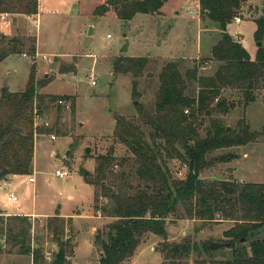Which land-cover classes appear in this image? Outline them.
Segmentation results:
<instances>
[{
  "label": "rangeland",
  "instance_id": "obj_1",
  "mask_svg": "<svg viewBox=\"0 0 264 264\" xmlns=\"http://www.w3.org/2000/svg\"><path fill=\"white\" fill-rule=\"evenodd\" d=\"M105 1L39 0L36 15L0 13V57L12 47L19 50L0 61V99L3 88L10 92L24 91L35 64L36 79L48 82L39 88L43 101H35V121L37 126L51 130L36 136L30 174L0 179V212L8 214L5 218L26 214L32 221L25 243L26 248L30 247L29 254L20 253V245L9 242L7 232L0 233V264H33L32 252L37 249L44 255L39 264H50L59 249L48 227L49 217L56 214L74 216L65 224L61 235L62 240H70L74 247L73 264H99L100 249L94 243L95 235L114 218L101 208L110 204L102 188L86 183L80 170L86 168L93 172L98 155L106 154L114 146L119 161L109 170L107 186L127 192L144 188L146 181L137 171L139 163L125 144L114 141L115 115L134 121L149 139L153 128L143 122L138 106L154 113L164 65L176 62L186 79L187 72L196 66L200 75H213L220 65L212 58V49L222 38V32L217 23L202 16L199 0H168L158 12L138 13L129 20L120 19L114 8L104 15L96 14L95 9ZM262 5L263 0H248L238 13L241 23L233 19L228 26V32L237 35L233 37H244V46L252 59L256 58L257 51L255 20L262 15ZM6 13L8 17L3 19L2 14ZM91 24L94 30L90 35ZM125 33L130 46L128 52L121 53ZM34 46L37 52L33 57ZM122 55L146 57L148 63L140 73L118 74L114 64ZM134 82H137V93L133 90ZM197 90V83L189 81L187 93L193 95ZM53 96L60 98L52 100ZM223 96L235 106L227 113L216 111L212 118L220 119L229 131L236 132L244 120L260 136L244 145L215 150L212 157L232 153L237 158L205 169L200 177L206 184L212 181L264 183V83L255 89L252 102H247L244 92L237 88L224 90ZM38 109L42 110L41 115L36 114ZM210 121V117H200L202 137L210 128ZM122 159L125 161L120 163ZM165 161L175 179L186 178L185 162L169 156H165ZM57 170L68 175L60 177ZM96 191L101 195L98 201ZM11 194L17 200H9ZM4 221L12 223L9 219ZM234 224L235 221L225 219L190 218L180 203L176 213L167 219L166 228L170 242L189 238L201 246L204 242L229 241L224 232ZM256 237L264 238V227ZM20 239L22 243L24 239ZM162 242L161 236L148 233L128 264H162ZM232 251L233 248L226 246L216 250L212 257L229 259ZM200 252L203 258H208L200 249L192 251L186 263L194 264Z\"/></svg>",
  "mask_w": 264,
  "mask_h": 264
},
{
  "label": "trees",
  "instance_id": "obj_2",
  "mask_svg": "<svg viewBox=\"0 0 264 264\" xmlns=\"http://www.w3.org/2000/svg\"><path fill=\"white\" fill-rule=\"evenodd\" d=\"M168 0H107L95 9L96 14L104 15L114 8L122 20H129L138 13L158 12ZM203 17L217 23L222 38L213 46L212 58L220 65L213 75H200L198 67L187 72L184 77L176 62H168L160 73L161 85L157 93L154 113L138 106V114L143 122L153 128L150 138H146L141 128L123 115L116 114L113 138L125 144L139 163V175L145 179L142 189L133 192L112 189L105 183L112 165L119 159L111 146L106 154L97 157V166L92 172L80 170L86 183L95 188L101 187L108 203L103 212L114 221L99 230L94 243L100 249L99 264H128L139 245L148 233L163 238L162 264H187L185 259L192 251H201L194 264H264V238L256 237L264 227V183L241 184L237 181H212L206 184L201 173L220 162H228L236 157L229 153L219 157L211 154L220 148L240 146L256 141L259 132L251 131L250 126L240 122L239 132L229 131L220 119L212 118L217 111L229 112L235 105L224 96V90L237 88L244 92L247 102L255 101V89L264 83V0L262 15L255 20L254 38L257 43L256 58L252 59L246 47L228 32V25L238 16L248 0H199ZM14 12L26 15L39 13V0H0V13ZM33 57L37 50L34 46ZM16 47L3 51L0 61L12 53ZM146 57L130 58L121 56L114 64L116 73L135 71L140 73L146 66ZM36 65L33 64L26 88L21 92L2 89L0 99V179L9 175L30 174L33 168L36 136L50 129L37 126L34 104L43 101L39 88L48 82L36 79ZM195 81L198 90L187 93L189 81ZM137 82L133 90L136 91ZM60 96L51 97L52 100ZM216 101V102H215ZM3 107H9L2 111ZM37 115L42 110H37ZM210 117V128L205 137L199 133L200 117ZM165 156L178 157L185 162L188 173L185 179H175ZM125 159L120 160L123 163ZM132 187V186H131ZM95 200L101 195L95 192ZM182 203L190 218L203 221L232 220L235 224L224 232L233 248L232 258L216 260L210 249V242L199 246L189 238L182 242H170L166 228L167 219L177 211ZM97 209H100L99 207ZM219 216V217H218ZM6 219L12 223H6ZM66 220L59 214L49 217L48 227L53 240L58 244L50 264H73L71 257L74 247L70 240H62ZM0 233L7 232L8 241L20 245L22 254H29L26 248L27 236L32 228L29 216L0 215ZM20 238L24 241L20 243ZM245 238V242H242ZM249 245H246L247 241ZM33 264H39L44 255L41 249L32 252Z\"/></svg>",
  "mask_w": 264,
  "mask_h": 264
},
{
  "label": "water",
  "instance_id": "obj_3",
  "mask_svg": "<svg viewBox=\"0 0 264 264\" xmlns=\"http://www.w3.org/2000/svg\"><path fill=\"white\" fill-rule=\"evenodd\" d=\"M93 25L91 24V27H90V31H89V34L91 35V34H93ZM124 36H125V42H124V44L122 45V47H121V49H120V52L121 53H126V52H128V50H129V46H130V40H129V38L127 37V34L125 33L124 34ZM135 104H138V101L136 100L135 101ZM229 129V128H228ZM90 150V147L88 148V151ZM22 241V239H20V242ZM242 242H245V238H242V240H241ZM229 245V242H211L210 243V249L211 250H213V251H216V250H218V249H220V248H224V247H226V246H228Z\"/></svg>",
  "mask_w": 264,
  "mask_h": 264
},
{
  "label": "built area",
  "instance_id": "obj_4",
  "mask_svg": "<svg viewBox=\"0 0 264 264\" xmlns=\"http://www.w3.org/2000/svg\"><path fill=\"white\" fill-rule=\"evenodd\" d=\"M7 17H8V14H7V13H6V14H2V18H3V19H6ZM234 21L240 23V22H241V17L236 16V17L234 18ZM108 37L111 38V35H108ZM44 58H46V56H44ZM92 83H93V85L96 84L95 81H93ZM56 174H57L58 176H60V177H65V176L68 175L67 172H65V171L63 172V171H60V170H57V171H56ZM8 199H9V200H17V197L14 196L13 194H11V195L8 197Z\"/></svg>",
  "mask_w": 264,
  "mask_h": 264
},
{
  "label": "crops",
  "instance_id": "obj_5",
  "mask_svg": "<svg viewBox=\"0 0 264 264\" xmlns=\"http://www.w3.org/2000/svg\"><path fill=\"white\" fill-rule=\"evenodd\" d=\"M198 7H199V9H200V2L198 3ZM177 13H178V11H176ZM242 21V20H241ZM241 23V22H240ZM229 26V25H228ZM231 35H233V36H237L236 34H232V33H230ZM238 37H239V39H237L238 41H240L241 39H242V43H243V41H244V37L242 36V35H238ZM241 42V41H240ZM243 45H244V43H243ZM0 215H8V214H5V213H3V212H0ZM13 215H19V214H13ZM25 216H28V215H26V214H24ZM11 216V215H10ZM61 216V215H60ZM62 217H66L67 219L69 218V217H71V219H73L74 218V216H70V215H64V216H62ZM138 255V254H137ZM139 256V255H138ZM131 264H133V262H131Z\"/></svg>",
  "mask_w": 264,
  "mask_h": 264
}]
</instances>
